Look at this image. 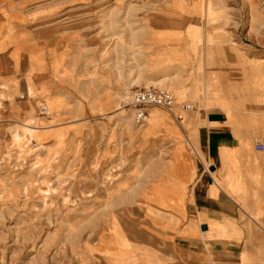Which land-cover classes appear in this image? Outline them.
<instances>
[{"label": "rangeland", "instance_id": "obj_1", "mask_svg": "<svg viewBox=\"0 0 264 264\" xmlns=\"http://www.w3.org/2000/svg\"><path fill=\"white\" fill-rule=\"evenodd\" d=\"M168 9L180 15L163 16ZM164 22L184 24L179 29L187 27L189 41L199 35L191 41L196 63L205 45L224 47L193 64L219 71L227 82L244 85L237 52L253 67L264 66V0H0V264H109L101 251L116 247L118 224L139 247L134 264H141L144 249L156 261L175 263L179 240L173 228L151 222L142 194L158 168L170 162L172 173L166 152L172 148L171 158L178 143L128 138L121 120L136 87L173 91L155 81L166 70L154 54L162 42L150 30H168ZM27 77L34 97L27 95ZM192 82L185 80L186 87ZM45 95L59 100L55 112L47 104L49 115L38 107ZM248 98L252 103L255 96ZM177 103L173 113L181 120L151 109L178 128L186 115L180 106L194 102ZM129 122L141 126L132 114ZM182 132L183 148L194 158V128ZM124 257L132 264L131 254Z\"/></svg>", "mask_w": 264, "mask_h": 264}, {"label": "crops", "instance_id": "obj_2", "mask_svg": "<svg viewBox=\"0 0 264 264\" xmlns=\"http://www.w3.org/2000/svg\"><path fill=\"white\" fill-rule=\"evenodd\" d=\"M170 15L180 13L168 9L163 16ZM154 25L158 24H150L149 28ZM183 25L168 23L162 25L168 27L163 32L150 30L162 42L163 49L154 54L166 70L155 81L172 88L175 107L180 104L177 103L179 100H192L195 106L186 112L185 120L178 128L164 112L151 109L155 107L146 110L147 119L152 120L149 123L136 124L133 110L125 109L121 119L122 133L128 138H159V142L167 140L171 146L177 142L176 147L183 150L179 153V169L174 165V158H170L172 148L166 152L174 165L172 173L166 171L170 162L163 169L158 168V175L154 176L148 191L142 194L151 222L162 223L168 230L173 228V237L179 240L176 249L179 257L175 263L156 261L155 254L144 249L139 261L141 264H264V109L261 108L264 107V66L255 64L253 67L251 61L242 57L244 54L230 47L241 59L244 85L227 82L219 71L206 73L203 68L197 71L193 62L196 65L204 63L207 46L215 48L210 53L211 59L221 54L224 47L205 45L202 59L196 63L198 46L193 47L188 40L187 27L183 31L179 29ZM179 38L186 40L182 42ZM175 44L178 47H174ZM31 78L26 79L29 97L37 91ZM207 78L209 86L206 89ZM187 79L193 80L189 87L185 84ZM234 88L244 95V99L240 94L238 97L233 94ZM204 94L211 100L207 107L202 105ZM252 95L255 98H251L253 101L248 105L247 99ZM44 97V104H50L55 112L59 100ZM131 114L135 126L141 125L137 129L129 122ZM189 126L194 128L197 142L194 158L183 148L182 129ZM146 129L151 132L143 137ZM257 143H262L263 148L257 149ZM156 199L160 200L159 204L154 203ZM203 225L205 229L201 228ZM168 230L163 231L167 233ZM116 240L115 248L105 247L101 251L103 256L109 264H125L124 256L131 254L134 264V251L139 247L131 245L119 224ZM124 240L129 241L127 248L123 245Z\"/></svg>", "mask_w": 264, "mask_h": 264}, {"label": "built area", "instance_id": "obj_3", "mask_svg": "<svg viewBox=\"0 0 264 264\" xmlns=\"http://www.w3.org/2000/svg\"><path fill=\"white\" fill-rule=\"evenodd\" d=\"M129 106L133 110V118L134 122L136 124L143 123L147 118V108L149 107H159L161 109H164L170 113H173L174 108V97L172 94V91H170L167 88L164 87H136L129 99ZM39 111L41 113H46V106L45 104H40ZM193 105L192 104H182L180 106L179 112H187L192 110ZM175 119L181 120L182 114L176 113L174 114ZM257 149H262L263 144L257 143L256 144Z\"/></svg>", "mask_w": 264, "mask_h": 264}, {"label": "bare ground", "instance_id": "obj_4", "mask_svg": "<svg viewBox=\"0 0 264 264\" xmlns=\"http://www.w3.org/2000/svg\"><path fill=\"white\" fill-rule=\"evenodd\" d=\"M240 11L241 12H243V10L240 8ZM209 14V13H208ZM2 15V14H1ZM243 15V14H242ZM164 21V20H163ZM166 22V21H165ZM165 22H164V24H165ZM168 22V21H167ZM157 24V22L156 21H154V22H151V24ZM163 23V22H162ZM170 24H172V25H175L176 23H174V22H169ZM168 24V23H167ZM190 27V26H189ZM5 29H6V27H5ZM4 31V30H3ZM189 39L195 44V43H197L198 41H199V35L198 34H194V35H191L190 37H189ZM204 41H206V42H208V39L206 38V39H204ZM192 43V44H193ZM250 45V44H249ZM252 46V45H251ZM253 47V46H252ZM254 47H258V46H256V45H254ZM247 48V47H246ZM210 53H212V51L211 52H208L207 53V50H205V58L204 59H206V60H212L211 58H210ZM206 63V62H205ZM202 68V67H201ZM201 69L198 67L197 68V71H200ZM32 72V71H31ZM206 72V71H205ZM207 72H209V71H207ZM206 72V73H207ZM30 78V77H29ZM32 79V78H31ZM208 78L205 80L206 81V89L208 88V86H209V82H208ZM18 83V82H17ZM17 83H15L14 84V90H13V93H15V92H17L18 91V84ZM32 83V82H31ZM29 84V83H28ZM204 84V85H205ZM28 86H30V85H28ZM33 86V85H32ZM31 86V87H32ZM9 88V87H8ZM13 88V87H12ZM32 89V88H31ZM30 89V90H31ZM32 91V90H31ZM34 91V90H33ZM36 91V90H35ZM171 91V90H170ZM9 94V93H8ZM33 94V93H32ZM34 97V96H33ZM200 98V97H199ZM199 98H198V100H199ZM203 103H202V105L204 106V107H207V106H209L210 104H211V100L208 98V95L207 94H204L203 95ZM46 106V105H45ZM132 109L131 108H126V111H128V112H130ZM46 115H49V111H48V109H47V106H46ZM148 117V116H147ZM147 119V118H146ZM146 121V120H145ZM152 120L150 119V120H148L147 122L149 123V122H151ZM148 127V126H147ZM153 127V126H152ZM26 129V131L28 132V133H31V131L33 130V128H30V127H26L25 128ZM137 129V128H136ZM155 129V128H154ZM25 132V131H24ZM33 132V131H32ZM150 130L148 129H146V131L143 133V137H147L148 136V134H150ZM32 134V133H31ZM16 139V138H15ZM175 145V144H174ZM180 145V144H179ZM174 149V148H173ZM174 155L172 154L171 155V157L172 158H174V162H175V164L174 165H176V168L177 169H179L180 167H181V165H180V163H179V160H178V158H179V153H183V150H182V148H180L179 146H177V147H175V150H174ZM184 160H186V159H184ZM173 165V166H174Z\"/></svg>", "mask_w": 264, "mask_h": 264}, {"label": "water", "instance_id": "obj_5", "mask_svg": "<svg viewBox=\"0 0 264 264\" xmlns=\"http://www.w3.org/2000/svg\"><path fill=\"white\" fill-rule=\"evenodd\" d=\"M201 228H202V229H205V226L203 225Z\"/></svg>", "mask_w": 264, "mask_h": 264}]
</instances>
